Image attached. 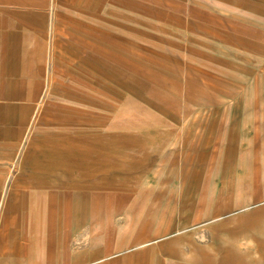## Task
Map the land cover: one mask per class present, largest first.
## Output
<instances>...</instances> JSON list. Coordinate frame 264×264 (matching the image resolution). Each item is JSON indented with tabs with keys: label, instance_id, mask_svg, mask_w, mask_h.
I'll use <instances>...</instances> for the list:
<instances>
[{
	"label": "rangeland",
	"instance_id": "1",
	"mask_svg": "<svg viewBox=\"0 0 264 264\" xmlns=\"http://www.w3.org/2000/svg\"><path fill=\"white\" fill-rule=\"evenodd\" d=\"M16 2L0 3V195L18 197L0 264H264V0ZM38 103L45 142L20 144ZM39 147L45 186L93 190L31 194Z\"/></svg>",
	"mask_w": 264,
	"mask_h": 264
},
{
	"label": "crops",
	"instance_id": "2",
	"mask_svg": "<svg viewBox=\"0 0 264 264\" xmlns=\"http://www.w3.org/2000/svg\"><path fill=\"white\" fill-rule=\"evenodd\" d=\"M6 2L11 3V4L16 3L17 5L16 0H10V1L0 0L1 4L6 3ZM20 3H21L20 5L28 6V3L26 4V2H20ZM8 12L10 14H13V13L16 14L14 11H8ZM0 21L1 23H3V19H1ZM49 84H50L49 80L46 79V85H49ZM35 86L39 88L36 90L35 94L30 93L34 86L30 87L28 91L29 96L32 97L33 101H37V98L40 96V94L43 95L42 88H44L45 84L43 85V87H41L39 84H35ZM34 114H36V118H39L41 115H44V109L40 110L39 103L38 105H32L30 108L24 109V120L22 122L24 126V132L19 138L20 144H24L25 141L27 143L29 140L28 145H31V144L33 145L34 143V144H37L38 146H41L45 142L43 138H38L35 135L29 134L30 131L33 130V127L37 126L38 124V122L34 123V118H35ZM56 147L59 149L58 146ZM61 151H64V150L61 149ZM61 151H60L61 155L59 157V160L64 163H70L69 161L70 159H66L63 156L64 152H61ZM23 154H24L23 166L24 168H25V165L28 166L29 170L31 171V173L26 175L25 178L30 179L31 183L32 184L34 183L36 185L35 187L32 186V190H30L31 194L43 195L44 192H55L56 195L59 196V195H66V193H69V192H76V194H80V193H83L82 191L90 192L93 190L90 185L83 184V183L78 184V185H74V184L71 185L70 183L66 182V183H59L57 187L45 186L43 182L44 180L43 175H42L43 173L38 174L36 171H34V169L40 167V164L35 160L37 158V155L40 156L42 154V148L39 147V148H35L33 151H30V150L26 152L24 151ZM38 183H42L43 185H38ZM17 200H18V197L16 193L6 194V192H4L3 195H0V239H2L5 236V233L9 231L10 226L14 223V219L11 218V214H13ZM24 236L27 237V234H25Z\"/></svg>",
	"mask_w": 264,
	"mask_h": 264
}]
</instances>
